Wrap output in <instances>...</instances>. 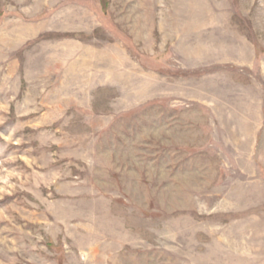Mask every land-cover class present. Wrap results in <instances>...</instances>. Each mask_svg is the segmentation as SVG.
Wrapping results in <instances>:
<instances>
[{
	"label": "rangeland",
	"instance_id": "1",
	"mask_svg": "<svg viewBox=\"0 0 264 264\" xmlns=\"http://www.w3.org/2000/svg\"><path fill=\"white\" fill-rule=\"evenodd\" d=\"M0 264H264V0H0Z\"/></svg>",
	"mask_w": 264,
	"mask_h": 264
}]
</instances>
